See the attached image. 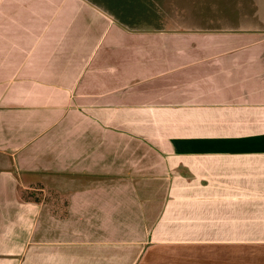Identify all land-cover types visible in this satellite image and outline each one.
Here are the masks:
<instances>
[{
    "label": "crops",
    "instance_id": "1",
    "mask_svg": "<svg viewBox=\"0 0 264 264\" xmlns=\"http://www.w3.org/2000/svg\"><path fill=\"white\" fill-rule=\"evenodd\" d=\"M255 1L228 23L178 0H0V264L264 246Z\"/></svg>",
    "mask_w": 264,
    "mask_h": 264
},
{
    "label": "rangeland",
    "instance_id": "2",
    "mask_svg": "<svg viewBox=\"0 0 264 264\" xmlns=\"http://www.w3.org/2000/svg\"><path fill=\"white\" fill-rule=\"evenodd\" d=\"M178 2L177 13H182L183 17H186L185 20L188 21L190 18H198L202 21L232 23L240 21L249 12L258 11L253 9L257 3L255 0H178ZM261 4L264 3L262 2ZM219 253V256L210 253L209 264H216L217 260H220L224 255L227 257V253L224 250ZM182 259L161 258L160 262H154V264H185V260ZM240 259L241 264H264V246L256 249L242 248L240 250ZM186 260L191 262V259Z\"/></svg>",
    "mask_w": 264,
    "mask_h": 264
}]
</instances>
